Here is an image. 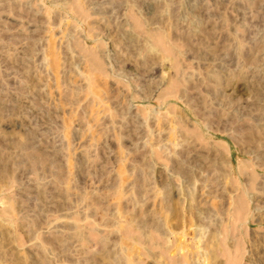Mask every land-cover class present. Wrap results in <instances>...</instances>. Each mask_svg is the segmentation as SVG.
I'll return each mask as SVG.
<instances>
[{
  "label": "rangeland",
  "instance_id": "374dc122",
  "mask_svg": "<svg viewBox=\"0 0 264 264\" xmlns=\"http://www.w3.org/2000/svg\"><path fill=\"white\" fill-rule=\"evenodd\" d=\"M0 264H264V0H0Z\"/></svg>",
  "mask_w": 264,
  "mask_h": 264
},
{
  "label": "bare ground",
  "instance_id": "6f19581e",
  "mask_svg": "<svg viewBox=\"0 0 264 264\" xmlns=\"http://www.w3.org/2000/svg\"><path fill=\"white\" fill-rule=\"evenodd\" d=\"M165 49V48H164ZM170 52H171V50H170Z\"/></svg>",
  "mask_w": 264,
  "mask_h": 264
}]
</instances>
